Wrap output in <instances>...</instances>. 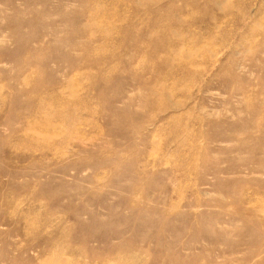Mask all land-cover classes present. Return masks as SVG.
<instances>
[{
  "label": "rangeland",
  "instance_id": "1",
  "mask_svg": "<svg viewBox=\"0 0 264 264\" xmlns=\"http://www.w3.org/2000/svg\"><path fill=\"white\" fill-rule=\"evenodd\" d=\"M0 264H264V0H0Z\"/></svg>",
  "mask_w": 264,
  "mask_h": 264
},
{
  "label": "bare ground",
  "instance_id": "2",
  "mask_svg": "<svg viewBox=\"0 0 264 264\" xmlns=\"http://www.w3.org/2000/svg\"><path fill=\"white\" fill-rule=\"evenodd\" d=\"M56 112V111H55ZM58 113V112H57ZM40 125V124H39ZM26 138V137H25ZM32 225V224H31Z\"/></svg>",
  "mask_w": 264,
  "mask_h": 264
}]
</instances>
